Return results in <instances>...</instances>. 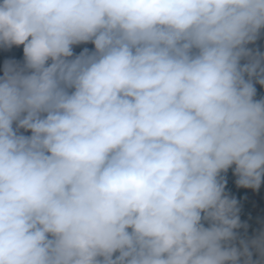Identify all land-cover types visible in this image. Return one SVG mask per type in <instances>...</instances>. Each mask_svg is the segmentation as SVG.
Instances as JSON below:
<instances>
[{"label":"clouds","instance_id":"clouds-1","mask_svg":"<svg viewBox=\"0 0 264 264\" xmlns=\"http://www.w3.org/2000/svg\"><path fill=\"white\" fill-rule=\"evenodd\" d=\"M21 46L0 264H264V0H0Z\"/></svg>","mask_w":264,"mask_h":264},{"label":"trees","instance_id":"trees-1","mask_svg":"<svg viewBox=\"0 0 264 264\" xmlns=\"http://www.w3.org/2000/svg\"><path fill=\"white\" fill-rule=\"evenodd\" d=\"M83 47H89L91 48L92 45H81L76 48V51L79 52L82 50ZM8 58H15V59H22V46L19 49L13 48L11 50H4L0 49V75H3V64L5 59ZM257 89L260 91L258 94H264V88H262L260 85H256ZM244 192H247L249 198H250V193L249 190H241V193L243 194ZM263 193V192H262ZM246 207H249L250 209V203ZM260 207H264V203H261L260 201ZM252 215L255 216L252 212Z\"/></svg>","mask_w":264,"mask_h":264},{"label":"crops","instance_id":"crops-1","mask_svg":"<svg viewBox=\"0 0 264 264\" xmlns=\"http://www.w3.org/2000/svg\"><path fill=\"white\" fill-rule=\"evenodd\" d=\"M262 192L264 193V189H262ZM249 193H250V202L255 201L257 203V205L260 206V197L259 196H252L250 191H249ZM253 214L256 215V212L253 211Z\"/></svg>","mask_w":264,"mask_h":264},{"label":"built area","instance_id":"built-area-1","mask_svg":"<svg viewBox=\"0 0 264 264\" xmlns=\"http://www.w3.org/2000/svg\"><path fill=\"white\" fill-rule=\"evenodd\" d=\"M258 90V89H257ZM258 93H260V91L258 90Z\"/></svg>","mask_w":264,"mask_h":264}]
</instances>
